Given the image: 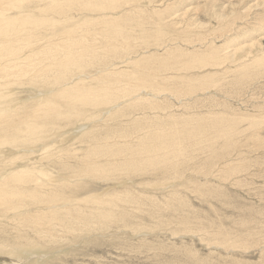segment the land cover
I'll return each mask as SVG.
<instances>
[{
    "label": "rangeland",
    "instance_id": "374dc122",
    "mask_svg": "<svg viewBox=\"0 0 264 264\" xmlns=\"http://www.w3.org/2000/svg\"><path fill=\"white\" fill-rule=\"evenodd\" d=\"M117 2L90 65L0 86V264H264V0ZM81 81L118 91L33 114Z\"/></svg>",
    "mask_w": 264,
    "mask_h": 264
},
{
    "label": "bare ground",
    "instance_id": "6f19581e",
    "mask_svg": "<svg viewBox=\"0 0 264 264\" xmlns=\"http://www.w3.org/2000/svg\"><path fill=\"white\" fill-rule=\"evenodd\" d=\"M26 1L27 4L28 1L32 4L35 0H0V86L7 83V81L4 80L5 77L21 78L25 75H32L33 73L35 79L48 81L51 79L50 77H47L50 74H53L51 77H55L56 73L65 76L66 73L73 72V70H82L87 65H90L91 61H95L98 56L100 46L97 44L99 48H96L92 40L96 39L99 35H102L105 40H111V42L116 40V43L119 44L118 38L123 35V31L117 29L120 27L121 23L120 18L116 17L118 14H116L115 17L107 14L108 12H114L120 8L117 0H41L40 3L44 4L41 9L44 18L41 19L40 23L32 24V28H30V24L28 23L29 19H34V17L30 15L32 13L28 14V12V16L26 15V17L23 13V16L21 15V17H11L13 11L22 10L23 7L21 6V3H25ZM63 1L65 4L61 3ZM73 3L75 4V11H73ZM30 10L33 11L32 9ZM73 13H75V15H73L74 17L72 16ZM78 17H80V20H76ZM95 17L98 18L99 23L94 19ZM117 23L119 24L117 28H111L112 25ZM39 25L46 28L49 32L42 31L45 32V35L39 33V29L37 30ZM98 26L102 27L101 30L98 29ZM38 43H42L43 45H39ZM101 45V47H103L104 44ZM116 49V46L112 44L110 49L106 45L101 50L105 52L109 50L115 51ZM27 50L28 53H26ZM25 67H29L30 69L26 71ZM55 68L58 69V72H54ZM79 80H81V78ZM82 83V81L78 82L76 85L77 87L75 86L72 89L64 88L61 93L58 91L59 94H56L53 97L54 99L50 98L40 104L38 108L33 111V114L39 118H47L51 114L56 113V104H53L56 102V97L63 100L84 102L87 105L92 103L101 104L106 103L105 100L110 101L111 96H113L112 93L115 94V92L118 91L115 89V92H113L114 90L112 86L114 84L109 85L101 83V85H99L100 82L95 88L90 86L81 90L80 87ZM78 86L80 90L78 89L77 91L75 89H77ZM62 87H64V85H62ZM73 90H75V92H73ZM4 123L5 122L0 121V125ZM161 145L166 146L167 144L162 143ZM168 145L170 147L172 146L171 144ZM144 147L142 148L145 149ZM156 149L157 148H155V150ZM96 169H98V166L95 170ZM100 171L98 170V172ZM102 173L103 172H101V174ZM90 174H92L91 171ZM14 179L17 180V176L14 177ZM9 193L10 192L5 184L0 187V205H3L4 202H6ZM55 209H57V207H54V205L49 208L51 215L48 218L45 216H32L30 223L36 228H43L47 224L50 225V223H53V221L54 223L55 221H58V223L60 222L62 224V219L60 220L61 215L59 214V217L58 215H55ZM67 212L69 211L67 210ZM73 215H75V213ZM79 215L81 214L77 213V216ZM56 216L59 218L58 220L55 218ZM69 217L70 219L73 218L71 216H68L67 218ZM79 217L83 218L82 216ZM67 222L69 224V221ZM78 225L79 224L76 226Z\"/></svg>",
    "mask_w": 264,
    "mask_h": 264
}]
</instances>
